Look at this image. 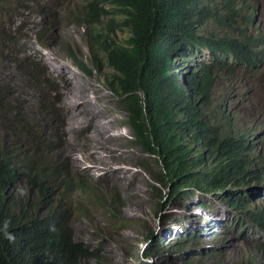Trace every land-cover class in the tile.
I'll return each instance as SVG.
<instances>
[{
    "label": "rangeland",
    "instance_id": "rangeland-1",
    "mask_svg": "<svg viewBox=\"0 0 264 264\" xmlns=\"http://www.w3.org/2000/svg\"><path fill=\"white\" fill-rule=\"evenodd\" d=\"M59 1L55 5L54 0H0V88L4 90L0 94L4 93L6 105H9L10 100L25 99L33 105L31 108L23 102V113L14 114L17 121L26 120L31 109L40 111H32V117L36 120V135L39 137L44 134L50 140L54 152L48 156L46 150H37L36 159L50 166L56 159L60 164L59 173L73 184L67 197H62L61 190L57 189L53 192V199L57 203L56 208L63 209L65 218L62 223L71 228L74 240L94 252L93 256L83 258L80 263L142 264L144 261L148 264H264V244L260 232L238 219L217 196L194 191L177 198L183 205L180 207L170 200L165 202L168 195V188H165L162 194L166 197L161 199L155 188L162 187L151 180L152 174L161 172V166L134 141L127 112L111 84L114 68L96 65L101 63L100 60H105L108 51L100 45L97 46L98 50L94 47L90 49L84 38L86 28L73 23L68 16L69 8L85 1ZM247 2L256 7L249 31L264 41V0ZM119 18L116 16V19ZM206 26V31H221L228 36L237 34L243 28L240 19L233 25L210 22ZM201 28L205 29L204 26ZM126 34L123 29L116 28L109 36L124 38ZM260 47L264 55V43ZM92 51L97 55L96 63ZM46 56L53 66L56 65L55 71L46 63ZM187 58L189 64L198 66L203 64L202 60L210 61L213 57L204 50L201 53L190 51ZM74 59L81 62L75 61L74 64ZM226 62L222 57V60L212 65L213 74H217L211 85L213 103L221 100L230 121L239 125L248 140L253 139L249 136L248 125L264 129V63L256 73L245 69L249 76L241 74L245 66L240 61L235 63L237 70L231 76L226 72L229 69L227 64L234 63V60L230 57ZM173 68L174 64L168 66L169 74L165 77L168 83L176 79ZM30 74L34 75L35 81L28 76ZM44 78L49 82L44 81ZM40 95L52 103L55 120L37 106ZM64 95L70 97V102ZM138 95L140 98L143 96L141 92ZM82 97L87 99V105L92 106L95 113L75 102V99ZM75 116L78 120L74 119ZM81 117L90 120V124L78 130L79 124H82ZM94 119L102 121L101 133L97 135L92 134L95 130ZM60 123L61 127L65 126L62 129L63 140L56 128ZM119 130L123 131L120 137L110 134H117ZM1 132L6 142L15 139L24 152L33 151L15 124L3 123ZM189 134L192 136L187 137L185 142L194 148V136L192 132ZM98 143L109 145L108 149L114 156L105 160L103 156L107 157L109 151L98 149L94 160L101 165L96 172L104 173V164L107 162L114 163V166L120 164L121 159L116 156L122 155L125 156L122 161L130 168L123 167L127 170L120 177L121 180H115L120 171L113 167L112 170H106L109 176L106 181L97 178L91 172L94 170L85 167L93 164L89 153ZM252 143L255 144L256 140ZM59 147L62 157H56L55 154ZM198 147L203 150V144ZM261 147L264 154V140ZM207 158L205 156V160ZM99 162H95V165H99ZM65 163L70 164L72 170L67 169ZM124 179L129 182L128 186L122 185ZM76 181L83 188L74 186ZM30 187V183L25 186L23 182L20 186L19 197L27 196L23 202L26 209L34 208V202L47 201L43 194L31 196ZM249 191L250 201L256 202L255 205L264 201V185ZM237 195L240 197L239 193ZM60 199L64 201L60 202ZM148 249L154 250L157 255L143 260V252Z\"/></svg>",
    "mask_w": 264,
    "mask_h": 264
},
{
    "label": "trees",
    "instance_id": "trees-1",
    "mask_svg": "<svg viewBox=\"0 0 264 264\" xmlns=\"http://www.w3.org/2000/svg\"><path fill=\"white\" fill-rule=\"evenodd\" d=\"M84 1L69 8L68 16L73 23L86 28L84 38L87 42L97 50L100 45L108 51L104 62L114 68L111 84L127 112L134 141L161 166L160 173L151 175V180L162 187L155 188L158 195L161 199L166 197L162 191L168 188L165 202L170 200L183 207L178 197L194 191L213 194L238 219L254 226L264 244V201L255 205L256 202L250 201L249 191L264 185V154L258 148L251 150V145L238 136V124L230 121L224 103L221 100L213 103L211 66L201 65L196 69V65L187 62L190 51L206 48L212 54L213 64L222 57L226 62L227 57L233 56L236 61L227 64L229 69L226 70L231 76L237 70L235 63L240 61L245 66L241 74L249 75L245 69L258 72L264 63L262 39L249 31L256 7L247 0ZM59 2L54 0L53 3ZM187 4L192 12L195 7L201 11L202 21L233 25L240 19L243 28L233 36L213 30L197 33L193 23L185 19L184 6ZM116 28L126 31V36L111 38L109 34ZM75 61L81 62L74 59V64ZM173 62L175 71L180 68L187 71L186 88L192 95V102L183 115L175 111L174 99L168 97L164 89L163 77L169 74L168 66ZM28 76L35 81L33 74ZM212 77L215 81L217 74L212 73ZM49 80L44 78L46 82ZM175 88L178 86L172 81L168 91ZM138 92L142 93V98ZM3 98L4 93L0 94V264H81L83 258L93 256L94 252L74 240L71 228L62 223L63 209H57L53 199L57 189L61 190L62 197H67L73 184L59 173L60 164L56 159L52 166L36 159L37 150H46L48 156L54 152L44 134L36 135L32 111H40L31 109L29 119L17 121L14 114L23 113V102L31 108L33 105L28 99L10 100L6 105ZM37 106L55 120L52 103L44 96L40 95ZM43 119L45 121V116ZM5 122L18 127L33 151L24 152L15 139L5 141L1 132ZM191 132L196 142L194 148L185 142ZM199 144H203V150ZM65 165L69 169V165ZM22 182L25 186L31 184V196L43 194L47 201L34 202V208L26 209L23 202L27 196L19 197ZM156 255L154 250L148 249L143 252V260ZM142 264L148 263L142 261Z\"/></svg>",
    "mask_w": 264,
    "mask_h": 264
},
{
    "label": "clouds",
    "instance_id": "clouds-1",
    "mask_svg": "<svg viewBox=\"0 0 264 264\" xmlns=\"http://www.w3.org/2000/svg\"><path fill=\"white\" fill-rule=\"evenodd\" d=\"M189 5L190 4H187L186 6H184V10H185V15H187L186 16V18H185V16H184V18L187 20V23H189V22H191V23H193V25L195 26V28H196V31H197V33H200V34H203L204 32H209V31H211V30H208V31H206V28H207V24L208 23H210V22H212V21H202L201 20V15H202V13H201V11L197 8V7H195V8H192L194 11L192 12L191 11V8L189 9ZM248 7V6H247ZM189 9V10H188ZM256 14V13H255ZM255 18V17H254ZM252 25H253V22H252ZM202 26H204L205 27V29H202L201 27ZM208 29V28H207ZM214 32H216L215 30H213ZM219 33H221V31H219ZM216 34V33H215ZM236 35V34H235ZM218 36V35H217ZM233 36V35H232ZM258 38H261L262 39V37H260V36H258ZM264 43V41L262 40V43H261V45ZM260 45V46H261ZM87 46L88 47H90V49H91V47H93V45H91L89 42H87ZM95 48V47H94ZM204 50H206L207 52H209L206 48H202V49H200V50H197V51H195V52H202V51H204ZM210 53V52H209ZM211 54V53H210ZM92 55L93 56H95V58H96V55L93 53V51H92ZM211 56H212V54H211ZM231 57V59H233L234 61H236L234 58H232L233 56H229V57H227V58H230ZM94 58V57H93ZM100 61H102L103 62V64H97L96 62V65L97 66H99V65H108V64H106L103 60H100ZM203 61V64H199L198 66H196V69L199 67V66H201V65H210L211 67H210V71H209V76H210V85H213V82H214V79H213V77H212V73L214 72L213 71V69H212V65H213V63H214V61H213V58H211V60L210 61H207L206 59H204V60H202ZM187 62H188V64H189V61H188V58H187ZM173 64H174V67H175V63L173 62ZM173 70H174V68H173ZM174 72H175V76H176V79H174V80H171L170 81V83H168L167 82V80H166V76H164L163 77V80H164V89H165V91H166V93H167V96L168 97H172L173 99H174V102H173V104L172 105H174L173 107L175 108V111L179 114V115H183V114H185V112H186V110H187V108L190 106V104H191V102H192V95H190V90L189 89H187L186 87H187V84L185 83V76L187 75V71L186 70H183L182 68H180V71H175L174 70ZM172 81H175L176 82V84H177V86H178V88H175V89H173L171 92H169L168 91V87H170L171 85H172ZM228 118V117H227ZM212 121V123H213V121H214V119H212L211 120ZM238 127H239V125H238ZM238 127H237V130H238V136L243 140V141H245V143H247V144H249V145H251V150H256L257 148H258V150H259V152L260 151H262V148H260V143L264 140V129L263 128H258V127H256V128H254V126H249L248 125V128H249V130H250V135L249 136H251V137H253V139H249L248 140V138H247V136H246V133H244L241 129H240V127H239V129H238ZM255 134H256V137H255ZM192 135H190L189 133L187 134V137H191ZM134 138V137H133ZM256 140V143L254 144V143H252L253 142V140ZM146 153V152H145ZM56 157H58V156H56ZM69 169H71V167H69ZM72 170V169H71ZM79 186L80 188H83L82 187V185L80 184V182L79 181H76L75 182V184H74V186ZM199 192V191H198ZM201 193H203V192H201ZM207 194H210V193H207ZM9 240H11L12 239V237H11V235H8V237H7Z\"/></svg>",
    "mask_w": 264,
    "mask_h": 264
},
{
    "label": "bare ground",
    "instance_id": "bare-ground-1",
    "mask_svg": "<svg viewBox=\"0 0 264 264\" xmlns=\"http://www.w3.org/2000/svg\"><path fill=\"white\" fill-rule=\"evenodd\" d=\"M53 59V58H52ZM45 61H47L46 63H48L49 64V66L55 71L56 69H55V67L54 66H56V65H52L51 63H50V58L48 57V56H46L45 57ZM52 62V61H51ZM55 62V61H54ZM53 63V62H52ZM56 63V62H55ZM54 64V63H53ZM69 70V69H68ZM64 97H65V95H64ZM65 99L66 100H69V102H70V97H68V96H66L65 97ZM74 100V99H73ZM71 102H72V100H71ZM75 102L77 103V104H80V105H82V106H84L85 108L84 109H87L88 108V110H91L92 111V113L94 112L92 109H93V107L92 106H88L87 105V99L86 98H84V97H82L81 99H79V100H76L75 99ZM68 106H70V103H69V105ZM78 106V105H77ZM71 107H73L72 105H71ZM72 109V108H71ZM74 110V109H73ZM79 110V109H78ZM95 110H96V108H95ZM77 111V110H76ZM72 113V112H71ZM76 113V112H75ZM95 113V112H94ZM87 114V113H86ZM96 115V114H95ZM73 116V115H72ZM84 116V115H83ZM89 117H91L92 118V116L91 115H88ZM76 117V116H75ZM89 117H87V118H89ZM101 117V116H100ZM79 118V117H78ZM85 118V117H84ZM75 120L77 119V117L76 118H74ZM86 119V118H85ZM93 119V118H92ZM101 119V118H100ZM100 119H94L93 120V122H94V127L93 128H95V130H94V133H92V134H95V135H97V134H100L101 132L99 131L100 130V127H101V123H102V121L100 120ZM72 120V119H71ZM78 120V119H77ZM81 120H82V124H79V125H81L79 128L80 129H78V130H81V129H85V128H87L88 127V125L90 124V120H83V118L81 117ZM73 121V120H72ZM71 121V122H72ZM109 122V121H108ZM79 123V122H78ZM72 124V123H71ZM74 125V124H73ZM60 126V127H59ZM59 126H57L56 128H57V133L59 134V136H60V138H61V140H63L64 139V134H63V132H62V129L64 130L65 129V126H63V127H61V123H60V125ZM59 128V129H58ZM92 128V129H93ZM59 130V131H58ZM78 130H75V131H78ZM112 130V129H111ZM110 134H112L113 136H118V137H120L122 134H123V131H121V130H119V132L116 134V133H114V132H111ZM92 136H94V135H92ZM100 136V135H99ZM95 137V136H94ZM97 137V136H96ZM95 137V138H96ZM93 140V139H92ZM97 141V140H96ZM108 141V140H107ZM111 141V140H110ZM94 142V141H93ZM95 143H97V142H95ZM94 143V144H95ZM108 144V143H107ZM95 146V145H94ZM96 148H92V150H91V152L89 153L90 154V156L89 157H91V159H92V161H93V164L92 165H87V166H85V167H88V169L90 170V169H92V170H94V171H91L93 174H94V176H96L97 178H100V179H102L103 181H106V178L107 177H109L108 176V174H107V172H106V170L108 171V170H110V168L111 167H113V168H115V170H119L120 171V173L118 172V174H119V176L118 177H116L115 178V180H121L120 179V177L122 178V176H124V173L126 172V170L127 169H125L124 170V168H130V165H126V164H124V162L122 161L124 158H125V156H122V155H117L116 156V158H119V159H121L120 160V164H117V165H115L114 166V163H111V164H109V162H107L106 164H104L105 166H106V170H105V172L104 173H99L98 174V172H96L98 169H99V166L101 165V163L99 162V161H96V160H94V159H96V154L99 152V150L98 149H100L101 151H109L107 154V157L106 156H103L104 157V159L105 160H108L109 158H110V156H114V153H112L111 154V149L109 150L108 149V147H109V145H105V144H103V143H98V146H95ZM110 148V147H109ZM61 150V147H59V149L56 151V156H61L62 155V152L60 151ZM94 151H96L95 153H94ZM101 151H100V153H101ZM96 155V156H95ZM106 155V154H105ZM62 157V156H61ZM75 161H78V160H75ZM95 162H99V165H95ZM69 166H71L70 164H69ZM84 166H82L81 168H83ZM104 167V166H103ZM124 167V168H123ZM103 169V168H102ZM111 170H112V168H111ZM124 170V171H123ZM79 171V170H78ZM103 171V170H102ZM81 172V171H80ZM83 173V172H82ZM84 174V173H83ZM103 174H105V175H103ZM128 174V173H127ZM86 175V174H85ZM103 175V176H102ZM111 175V174H110ZM116 175V174H115ZM105 176V177H104ZM128 176V175H127ZM102 177H104V178H102ZM112 177V176H111ZM123 181V186H128V183L129 182H127V181H125V179L124 180H122Z\"/></svg>",
    "mask_w": 264,
    "mask_h": 264
}]
</instances>
